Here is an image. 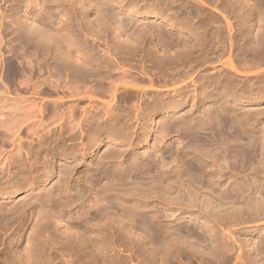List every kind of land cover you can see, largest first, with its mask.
Returning <instances> with one entry per match:
<instances>
[{
  "label": "rangeland",
  "instance_id": "rangeland-1",
  "mask_svg": "<svg viewBox=\"0 0 264 264\" xmlns=\"http://www.w3.org/2000/svg\"><path fill=\"white\" fill-rule=\"evenodd\" d=\"M252 1L253 13L238 0H0V264H264V0ZM58 45L75 63L60 65ZM145 228L162 232L151 246Z\"/></svg>",
  "mask_w": 264,
  "mask_h": 264
},
{
  "label": "bare ground",
  "instance_id": "bare-ground-1",
  "mask_svg": "<svg viewBox=\"0 0 264 264\" xmlns=\"http://www.w3.org/2000/svg\"><path fill=\"white\" fill-rule=\"evenodd\" d=\"M14 1H15V0H14ZM53 1H54V0H53ZM74 1H75V0H74ZM231 1H232V0H231ZM235 1H236V0H235ZM258 1H259V0H258ZM262 1H263V0H262ZM89 2H90V1H89ZM238 2H239V3H238V7H237V9H239V8L244 9V8H242V6H244V5H246V7L248 6V10H249V12H251V13H253V12L257 9L256 6H255V3H253L252 0H238ZM60 3H61V2H60ZM67 3H68V2H67ZM95 3H96V2H95ZM229 3H230V2H229ZM231 3H233V2H231ZM263 3H264V2H263ZM26 4H27V3H26ZM158 4H159V3H158ZM234 4H235V3H234ZM256 4H257V2H256ZM228 5H229V4H228ZM231 5H232V4H231ZM236 5H237V2H236ZM85 6H86V5H85ZM167 6H168V5H167ZM172 6H173V5H172ZM232 6H233V7H236V6H234V5H232ZM107 7H108V6H107ZM163 7H164V6H163ZM169 7H171V6H169ZM244 7H245V6H244ZM177 8H178V7H177ZM229 8H230V7H229ZM13 9H14V8H13ZM35 9H36V8H35ZM167 9H168V8H167ZM175 9H176V8H175ZM202 9H203V8H202ZM235 9H236V8H235ZM237 9H236V10H237ZM258 9H259V8H258ZM262 9H263V8H262ZM106 10H107V9H106ZM207 10H208V9H207ZM245 10H247V9H245ZM263 10H264V9H263ZM42 11H43V10H42ZM168 11H169V10H168ZM174 11L176 12V10H174ZM178 11H179V10H178ZM178 11H177L176 13H178ZM194 11H195V10H194ZM257 11H258V10H257ZM261 11H262V10H261ZM121 12H122V11H121ZM131 12H132V11H131ZM182 12H184V11L181 10V13H182ZM187 12H188V11H187ZM235 12H236V11H235ZM239 12H240V11H239ZM245 12H246V11H245ZM245 12H243V13H245ZM259 12H260V11H259ZM112 13H113V12H112ZM114 13H115V12H114ZM169 13H170V12H169ZM169 13H168V14H169ZM173 13H174V12H173ZM185 13H186V12H184V14H185ZM123 14H124V13H123ZM174 14H175V13H174ZM182 14H183V13H182ZM184 14H183V15H184ZM187 14H188V13H186V15H187ZM190 14H191V13H189V15H190ZM236 14H237V13H236ZM262 14H264V13H262ZM28 15H29V14H28ZM125 15H126V14H125ZM128 15H129V13H128ZM177 15H178V14H177ZM183 15H180V16H183ZM217 15H218V14H217ZM256 15H257V14H256ZM22 16H23V15H22ZM30 16H31V15H30ZM118 16H119V14H118ZM118 16L115 15V17H117V22L115 21V23H116L117 26H121V25H122V24H121V23H122V19L124 20V16L122 15L123 18H122L121 20H118V19H120ZM147 16H148V15H147ZM152 16H153V15H152ZM187 16H188V15H187ZM206 16H207V15H206ZM260 16H263V15L260 14ZM260 16H258V17H260ZM32 17H33V15H32ZM32 17H30V18L32 19ZM36 17H37V16H36ZM108 17H109V15H108ZM110 17H111V16H110ZM110 17H109V18H110ZM113 17H114V16H113ZM128 17H129V16H128ZM175 17H176V16H175ZM183 17L186 18V16H183ZM189 17L191 18V16H189ZM196 17H197V16H196ZM214 17H215V16H214ZM239 17H240V16H239ZM248 17H249V16H248ZM67 18H68V17H67ZM126 18H127V17H126ZM218 18H219V17H218ZM236 18H237V17H236ZM254 18H255V17H254ZM262 18L264 19V17H262ZM22 19H23V18H22ZM31 19H29V20H31ZM46 19H47V18H46ZM187 19H188V17H187ZM187 19L184 20V23H185V21H187ZM256 19H257V18H256ZM263 19H262V20H263ZM0 20H1V19H0ZM14 20H15V19H14ZM23 20H24V19H23ZM25 20H26V19H25ZM27 20H28V19H27ZM27 20H26V21H27ZM125 20H127V19H125ZM125 20H124V25H125ZM188 20H189V19H188ZM190 20H191V19H190ZM228 20H229V19H228ZM260 20H261V19H260ZM127 21H129V19H128ZM159 21H160V20H159ZM263 21H264V20H263ZM20 22L22 23V21H20ZM62 22H63V21H62ZM82 22H83V21H82ZM101 22H102V21H101ZM107 22H108V21H107ZM112 22L114 23V21H112ZM132 22H133V21H132ZM150 22H151V20H150ZM167 22H169V21H167ZM207 22H208V21H207ZM244 22H245V21H244ZM255 22H256V20H255ZM261 22H262V21H261ZM1 23H2V22H1ZM1 23H0V24H1ZM17 23H19V22L17 21ZM17 23H16V24H17ZM21 23H20V26H21ZM25 23H26V22H25ZM25 23H22V24L24 25ZM35 23H36V22H35ZM35 23H34V20H33V21H30V22L28 21L27 26H24V27H29V26H31L32 28H33V26H35V27H37V28H38V27H41V24H40V26H36V25H38L39 23H38V24L36 23V25H35ZM113 23H112V26H113ZM145 23H146V22H145ZM147 23H148V22H147ZM165 23H166V22H165ZM186 23H187V22H186ZM188 23H189V22H188ZM188 23H187V24H188ZM250 23H251V22H250ZM92 24H93V23H92ZM94 24H95V23H94ZM127 24H131V23H127ZM133 24H134V23H133ZM133 24H132L131 26H133ZM143 24H144V23H143ZM159 24H160V23H159ZM227 24H228V23H227ZM229 24H230V23H229ZM242 24H243V23H242ZM254 24H255V23H254ZM257 24H258V23H257ZM257 24H256V25H257ZM141 25H142V24H141ZM145 25H146V24H145ZM150 25H151V24H150ZM150 25H149V26H150ZM160 25H161V24H160ZM168 25H173V23L170 22V23H168ZM168 25H167V26H168ZM181 25H182V24H181ZM200 25H201V24H200ZM200 25H199V26H200ZM263 25H264V24H263ZM117 26H116V28L118 29L119 27H117ZM126 26H127V25H126ZM129 26H130V25H129ZM131 26H130V27H131ZM134 26L136 27L137 25H134ZM155 26H156V25H155ZM4 27H5V26H4ZM4 27H3V29L5 30L6 28H4ZM18 27H19V26H18ZM31 27H30V28H31ZM44 27H45V26H44ZM44 27H43V25H42V28H44ZM150 27H151V26H150ZM161 27H162V26H161ZM177 27H178V26H177ZM261 27H262V25H261ZM37 28H34V29L36 30ZM42 28H41V29H42ZM122 28H123V27H122ZM122 28H121V29H122ZM132 28H133V27H132ZM162 28H163V27H162ZM259 28H260V27H259ZM24 29H25V28H24ZM27 29H28V30H27ZM27 29H25L24 31H25L26 33H29V32H27V31H29V28H27ZM41 29H39V30H41ZM45 29H46V28H45ZM47 29H48V28H47ZM130 29H131V28H130ZM260 29H261V28H260ZM7 30H8V29H7ZM10 30H11V29H10ZM18 30H19V29H18ZM21 30H23V29H22V26H21ZM26 30H27V31H26ZM31 30H32V29H30V31H31ZM89 30H90V29H89ZM91 30H92V29H91ZM119 30H120V29H119ZM122 30H123V29H122ZM122 30H121V31H122ZM24 31H22V32H24ZM42 31H43V30H42ZM47 31H49V30H47ZM50 31H51V30H50ZM136 31H137V30H136ZM197 31H198V30H197ZM8 32H10V31L8 30ZM20 32H21V31H20ZM31 32H32V31H31ZM33 32H34V31H33ZM35 32H36V31H35ZM60 32H61V31H60ZM89 32H90V31H89ZM118 32H119V31H118ZM118 32H117V33H118ZM123 32H124V30H123ZM123 32L120 33V35L123 34ZM128 32H129V31H128ZM246 32H247V31H246ZM249 32H250V31H249ZM12 33H13V32H12ZM17 33H18V32H17ZM38 33H39V31H38ZM38 33H36V34H38ZM44 33H46V32H44ZM152 33H153V32H152ZM154 33H155V32H154ZM239 33H240V32H239ZM13 34H14V33H13ZM15 34H16V33H15ZM49 34H50V33H49ZM91 34H92V33H91ZM103 34H104V33H103ZM21 35L24 36L25 34H21ZM27 35H30V36H31V35H33V33H29V34H27ZM27 35H26V38H29ZM46 35H47V34H46ZM46 35L44 34L45 37H47ZM73 35H74V34H73ZM75 35H76V34H75ZM77 35H78V34H77ZM77 35H76V37H77ZM120 35H119V36H120ZM214 35H215V34H214ZM249 35H250V34L248 33V36H249ZM17 36H18V34H17ZM17 36H16V37H17ZM36 36H37V35H36ZM36 36H35V37H36ZM39 36H40V35H39ZM41 36H42V35H41ZM51 36H53V39H52V40H54V42H55V40H56V39H54L55 36H54V35H51ZM122 36H123V35H122ZM127 36H129V35L127 34ZM21 37H22V36H21ZM21 37L19 36V38H21ZM24 37H25V36H24ZM32 37H33V36H32ZM35 37H34V38H35ZM45 37H44V39L47 40V41L45 40V41H46L45 45H46V44L51 40V37L48 36V37L50 38L49 41H48L49 38L47 39V38H45ZM58 37H60V34H59ZM69 37H70V38L72 37V39H73V37L76 38L75 36H69ZM97 37H98V36H97ZM105 37H106V36H105ZM155 37H156V36H155ZM203 37H204V36H203ZM223 37H224V36H223ZM13 38H14V37H13ZM26 38H25V39H26ZM30 38H31V37H30ZM30 38H29V39H30ZM37 38H38V37H36V39H37ZM39 38H40V37H39ZM61 38H62V36H61ZM100 38H101V37H100ZM224 38H225V37H224ZM240 38H241V37H240ZM15 39H16V38H15ZM17 39H18V37H17ZM17 39H16V40H17ZM29 39H28V40H29ZM31 39H32V38H31ZM44 39H43V40H44ZM72 39H70V41H69L71 44H72V42L75 41V39H74V41H73ZM204 39H205V38H204ZM220 39H221V38H220ZM28 40H27V41H28ZM39 40H41V39H39ZM52 40L50 41L51 43L53 42ZM58 40H59V39H58ZM71 40H72V42H71ZM78 40H80L79 37H78ZM115 40H116V39H115ZM241 40H242V39H241ZM17 41H18V40H17ZM19 41H20V40H19ZM19 41H18V42H19ZM24 41H25V40H24ZM29 41H31V40H29ZM36 41H37V40H36ZM59 41H61V40H59ZM59 41H58L57 43H59ZM62 41L65 42V40H62ZM81 41L83 42V39L80 40L79 45H81V44H80ZM163 41H164V40H163ZM167 41H169V40H167ZM172 41H173V40H172ZM199 41H200V40H199ZM21 42H22V41H20V43H21ZM25 42H26V41H25ZM40 42H41V41H40ZM69 42H68V43H69ZM86 42H87V41H86ZM101 42H102V40H101ZM219 42H220V41H219ZM27 43H30V42H27ZM27 43H26V44H27ZM36 43H37V44H36ZM36 43H34L33 45H31L32 47H34V45H36V46L34 47V49L38 46V42H36ZM57 43H55L54 45H56ZM60 43H61V42H60ZM70 43H69V44H70ZM74 43H75V42H74ZM74 43H73V44H74ZM77 43H78V41H77ZM83 43H85V41H84ZM130 43H131V42H130ZM152 43H153V42H152ZM156 43H158V42H156ZM199 43H200V42H199ZM221 43H222V42H221ZM39 44H40V43H39ZM43 44H44V42H43ZM43 44H42V45L40 44V45H41V46H40L41 48L44 47ZM49 44H50V43H49ZM61 44H62V43H61ZM73 44H72V46H73ZM192 44H193V43H192ZM20 45H21V44H20ZM54 45H53V47H54ZM59 45H60V44H59ZM59 45H58L57 48L55 49V53H56V52L58 53L57 56L59 57V59H61V64H60V65H62V59H64V61L66 62V61L69 60L68 58H71V55H70V57H69V54H70V53L68 54V52H69L71 49H70V50H69V49L67 50V49L65 48L68 52H67V51H63V48H64V47H62V46L59 47ZM66 45H67V44H66ZM75 45L77 46L78 44H75ZM87 45H89V44H87ZM91 45H92V44H91ZM196 45H197V44H196ZM213 45H214V44H213ZM249 45H250V44H249ZM46 46H48V45H46ZM63 46H65V45H63ZM72 46H71V47H72ZM76 46H75V47H76ZM93 46H94V45H93ZM125 46H126V44H125ZM125 46H124V47H125ZM15 47H16V46H15ZM15 47H14V48H15ZM23 47H24V46H23ZM26 47H29V46L26 45ZM40 47L38 46V48H40ZM51 47H52V46H51ZM65 47H67V46H65ZM71 47L69 46V48H71ZM80 47H86V44H85L84 46L81 45ZM80 47L77 48V49H79V51H80V49H81ZM146 47H147V46H146ZM209 47H210V46H209ZM253 47H254V46H253ZM14 48H13V50H14ZM17 48H18V47H17ZM29 48H30V47H29ZM41 48H40L39 51L44 50L46 47L43 48V49H41ZM90 48H91V47H89L88 53H89V51H91ZM97 48H98V46H97ZM125 48H126V47H125ZM127 48H128V47H127ZM226 48H227V47H226ZM25 49H26V48H25ZM31 49H32V48H31ZM73 49H74V48H73ZM84 49H85V48H84ZM86 49H88V48L86 47ZM86 49H85V50H86ZM144 49H145V48H144ZM22 50H23V49H22ZM36 50H37V49H36ZM46 50H47V49H46ZM48 50H49V49H48ZM48 50H47V51H48ZM53 50H54V48H53ZM56 50H57V51H56ZM74 50H76V49H74ZM85 50H84V52H85ZM17 51H19V50L17 49ZM17 51H13V52H17ZM44 51H45V50H44ZM81 51H82V50H81ZM93 51H94V47H93ZM93 51H92V52H93ZM97 51H98V50H97ZM97 51H96V52H97ZM118 51H119V50H118ZM180 51H181V50H180ZM201 51H202V50H201ZM34 52H35V51H33V53H34ZM50 52H52V51L50 50ZM98 52H99V51H98ZM185 52H186V51H185ZM203 52H204V50H203ZM31 53H32V52H31ZM36 53H38V51L35 52L34 54H36ZM43 53H44V52H43ZM57 53H56V54H57ZM85 53H87V52H85ZM94 53H95V52H94ZM94 53L91 54V52H90V54H91L90 56L92 57V55H93ZM100 53H101V52H100ZM100 53H99V55H100ZM3 54H4V53H3ZM38 54H39V53H38ZM41 54H42V52H40V55H41ZM45 54L47 55L46 52H45ZM51 54H53V53H51ZM102 54H103V53H102ZM102 54H101V56H102ZM201 54H202V53H201ZM255 54H256V53H255ZM259 54H260V53H259ZM17 55H18V53H17ZM26 55H27V54H26ZM26 55H24V56H26ZM32 55H33V54H32ZM36 55H37V54H36ZM48 55H49V54H48ZM48 55H47V56H48ZM95 55H96V58H97V54H95ZM103 55H105V54H103ZM181 55H182V54H181ZM213 55H214V54H213ZM239 55H240V54H239ZM239 55H238V56H239ZM242 55H243V54H242ZM33 56H35V55H33ZM37 56H39V55H37ZM54 56H55V54H54ZM118 56H119V55H118ZM122 56H123V55H122ZM222 56H223V55H222ZM1 57H2V56H1ZM1 57H0V58H1ZM30 57H31V56H30ZM49 57H50V56H49ZM98 57H99V56H98ZM185 57H186V56H185ZM220 57H221V56H220ZM240 57H241V56H240ZM43 58L46 59V58L44 57V54H43ZM52 58H54V57H52ZM55 58H57V57H55ZM96 58H95V59H96ZM117 58H118V57H117ZM120 58H121V57H120ZM174 58H175V57H174ZM2 59H3V57H2ZM41 59H42V58H41ZM59 59H58V61H59ZM67 59H68V60H67ZM71 59H73V57H72ZM71 59H70V61H68L70 65L73 64V63H75L74 60H73L72 63H70V62L72 61ZM99 59H100V57H99ZM189 60H190V59H189ZM208 60H209V59H208ZM1 61H2V60H1ZM53 61H55V60H53ZM53 61H52V62H53ZM93 61H94V60H93ZM96 61H100V60H97V59H96ZM197 61H198V60H197ZM56 62H57V60H56ZM114 62H117V61L115 60ZM138 62H139V61H138ZM175 62H176V61H175ZM199 62H200V61H199ZM0 63H2V62H0ZM44 63H46V61H45ZM57 63H58V62H57ZM79 63H80V62H79ZM94 63H95V61H94ZM109 63H110V62H109ZM194 63H195V62H194ZM51 64H53V63H51ZM65 64H68V63H65ZM65 64H63V66H64ZM76 64L78 65V63H76ZM76 64H74V65H76ZM132 64H133V63H132ZM191 64H192V63H191ZM251 64H252V63H251ZM53 65H54V64H53ZM60 65H59V67H58V65L56 64V65L54 66L55 70H56V66H57L59 69L62 68ZM84 65H85V64H84ZM111 65H112V64H111ZM115 65H116V64H115ZM118 65H119V64H118ZM173 65H174V64H173ZM229 65H230V63H229ZM239 65H240V64H239ZM12 66H13V65H12ZM12 66H11V68H12ZM51 66H52V65H51ZM66 66H67V69H68L69 66H68V65H66ZM72 66H73V65H72ZM72 66H70V67H72ZM100 66H101V65H100ZM100 66H99V67H100ZM152 66H153V65H152ZM75 67H76V66H75ZM75 67H74V68H75ZM77 67H78V66H77ZM77 67H76V68H77ZM84 67H86V66H84ZM88 67H89V66H88ZM185 67H186V66H185ZM54 68H53V69H54ZM58 68H57V69H58ZM89 68H90V67H89ZM112 68H113V67H112ZM242 68H243V67H242ZM53 69L51 68V70L54 72ZM63 69H64V68H63ZM63 69H62V70H63ZM67 69L65 68L66 71H67ZM69 69H70V68H69ZM69 69H68V70H69ZM80 69H81V68H80ZM86 69H87V68H86ZM117 69H118V68H117ZM147 69H148V68H147ZM60 70H61V69H60ZM60 70H59V71H60ZM62 70H61V71H62ZM74 70H75V69H74ZM256 70H257V69H256ZM11 71H12V70H11ZM13 71H14V70H13ZM13 71H12V72H13ZM15 71H16V70H15ZM56 71H57V70H56ZM69 71H70V70H69ZM71 71H72V68H71ZM245 71H246V70H245ZM63 72H64V71H62V73H63ZM246 72H247V71H246ZM17 73H18V72H17ZM33 73H34V72H33ZM56 73H57V72H56ZM62 73H61V74H62ZM72 73H73V72H72ZM105 73H106V72H105ZM157 73H158V72H157ZM18 74H19V73H18ZM65 74H66V73H65ZM69 74H70V73H69ZM67 75H68V74H67ZM85 75H86V74H85ZM209 75H210V74H209ZM209 75H208V76H209ZM33 76H34V75H33ZM65 76H66V75H65ZM73 76H74V75H73ZM73 76H72V78H71V81H72V79H74ZM152 76H153V75H152ZM202 76H203V75H202ZM67 77L69 78V75H68ZM82 77H83V76H82ZM84 77H85V76H84ZM87 77H88V76H87ZM102 77H103V76H102ZM108 77H109V76H108ZM198 77H199V76H198ZM224 77H225V76H224ZM53 78H54V77H53ZM57 78H59V77H57ZM61 78H62V77H61ZM98 78H99V77H98ZM104 78H105V77H104ZM138 78H139V77H138ZM48 79H49V78H48ZM83 79H84V78H82V80H83ZM85 79H86V77H85ZM88 79H91V78L89 77ZM88 79H86V80H88ZM95 79H96V78H95ZM116 79H117V78H116ZM230 79H231V77H230ZM230 79H229V80H230ZM50 80H51V79H50ZM68 80H69V79H68ZM75 80H76V79H75ZM86 80H83V82L85 83ZM93 80H94V79H93ZM99 80H100V79H99ZM103 80H104V79H103ZM153 80H154V79H153ZM201 80H202V79H201ZM73 81H74V80H73ZM73 81H72V82H73ZM77 81H78V80H77ZM97 81H98V80H97ZM112 81H113V79H112ZM136 81H137V80H136ZM214 81H215V80H214ZM39 82H40V81H39ZM69 82H70V81H69ZM69 82H68V83H69ZM78 82H80V80H79ZM89 82H90V81H89ZM91 82H92V80H91ZM99 82H100V81H99ZM110 82H111V80H110ZM114 82H116V80H115ZM117 82H118V80H117ZM148 82H149V81H148ZM158 82H159V81H158ZM41 83H42V82H41ZM94 83H96V82L94 81ZM122 83H123V82H122ZM234 83H235V82H234ZM42 84H43V83H42ZM77 84H78V83H77ZM82 84H83V83H82ZM91 84H92V83H91ZM247 84H248V83H247ZM154 85H155V84H154ZM41 86H42V85H41ZM82 86H84V85H82ZM87 86H88V85H87ZM90 86H91V85H90ZM115 86H116V83H115ZM43 87H45V86H43ZM43 87H42V88H43ZM63 87H64V86H63ZM88 87H89V86H88ZM92 87H93V86H92ZM99 87H101V86H99ZM139 87H140V86H139ZM28 88H29V86H28ZM42 88H41V89H42ZM84 88H86V87L84 86ZM94 88H96V87H94ZM126 88H127V87H126ZM153 88H154V87H153ZM244 88H245V87H244ZM91 89H92V88H91ZM144 89H145V88H144ZM174 89H175V88H174ZM190 89H191V88H190ZM84 90H85V89H84ZM87 90H88V89H87ZM95 90H96V89H95ZM127 90H128V89H127ZM108 91H109V90H108ZM118 91H119V90H118ZM120 91H121V90H120ZM173 91H174V90H173ZM214 92H215V91H214ZM121 93H122V92H121ZM125 93H126V92H125ZM211 93H213V92H211ZM109 94H110V93H109ZM208 94H209V93H208ZM249 94H250V93H249ZM205 95H206V94H205ZM61 96H62V95H61ZM64 96H65V95H64ZM100 96H101V95H100ZM210 96H211V95H210ZM25 97H26V96H25ZM82 97H83V96H82ZM82 97H81V99H82ZM104 97H105V96H104ZM160 97H161V96H160ZM214 97H215V96H214ZM128 98H129V97H128ZM58 99H59V98H58ZM50 100H51V99H50ZM141 100H142V98H141ZM57 101H58V100H57ZM0 102H1V101H0ZM2 102H3V101H2ZM59 102H60V101H59ZM1 104H2V103H1ZM3 104H4V103H3ZM105 104H106V103H105ZM115 104H116V103H115ZM4 105H6V104H4ZM92 105H93V104H92ZM113 105H114V104H113ZM35 106H36V105H35ZM148 106H149V105H148ZM151 106H152V105H151ZM159 106H160V105H158V108H159ZM161 106H162V105H161ZM5 107H6V106H5ZM8 107H9V106H8ZM37 107H38V106H37ZM66 107H67V105H66ZM68 107H69V106H68ZM99 107H100V106H99ZM109 107H110V106H109ZM253 107H254V106H253ZM263 107H264V106H263ZM140 108H141V107H140ZM149 108H150V107H149ZM153 108H156V106L153 107ZM153 108H151V109L153 110ZM2 109H3V108H2ZM2 109H1V110H2ZM4 109H6V108H4ZM42 109H43V108H42ZM50 109H51V108H50ZM59 109H60V108H59ZM211 109H212V108H211ZM251 109H252V108H251ZM6 110H7V109H6ZM48 110H49V109H48ZM57 110H58V109H57ZM89 110H90V109H89ZM207 110H210V109H207ZM149 111H150V109H149ZM242 111H243V110H242ZM255 111H256V110H255ZM263 111H264V110H263ZM37 112H38V111H37ZM54 112H55V111H54ZM211 112H212V111H211ZM252 112H253V111H252ZM50 113H51V112H50ZM56 113H57V112H56ZM59 113H60V112H59ZM86 113H87V112H86ZM144 113H145V112H144ZM208 113H209V112H208ZM250 113H251V112H250ZM35 114H36V113H35ZM206 114H207V113H206ZM213 114H214V113H212L211 115H213ZM216 114H217V113H216ZM257 114H258V113H257ZM10 115H11V114H10ZM29 115H30V114H29ZM209 115H210V114H208V118H209ZM211 115H210V116H211ZM4 116H5V115H4ZM30 116H31V115H30ZM131 116H132V115H131ZM213 116H214V115H213ZM213 116H212V117H213ZM231 116H232V115H231ZM1 117H2V116H1V114H0V118H1ZM18 117H19V116H18ZM212 117H211V118H212ZM223 117H224V116H223ZM16 118H17V117H16ZM83 118H84V117H83ZM97 118H98V117H97ZM110 118H111V117H110ZM14 119H15V118H14ZM17 119H18V118H17ZM76 119H77V118H76ZM221 119H222V118H221ZM10 120H12V119H10ZM33 120H34V119H33ZM99 120H100V119H99ZM18 121H19V120H18ZM20 121H21V120H20ZM120 121H121V120H120ZM8 122H9V121H8ZM11 122H12V121H11ZM13 122H14V123H15V122L17 123V121H15V120H14ZM13 122H12V123H13ZM18 123H19V122H18ZM53 123H54V122H53ZM99 123H101V122H99ZM107 123H108V122H107ZM110 124H111V123H110ZM11 125H12V124H11ZM13 125H14V124H13ZM20 125H21V124H20ZM112 125H113V124H112ZM9 126H10V125H9ZM14 126H16V125H14ZM40 126H41V125H40ZM89 126H90V125H89ZM102 126H104V125H102ZM166 126H167V125H166ZM12 127H13V126H12ZM96 127H98V126H96ZM221 127H222V126H221ZM221 127H220V128H221ZM49 128H50V127H49ZM94 128H95V127H94ZM105 128H106V127H105ZM116 128H117V127H116ZM116 128H115V127H111V128H109V129H108V128H107V129H108V130H111L110 132L113 131V132H114V133L112 132L113 134H116L117 131L120 132V130H119L118 128H117V129H118V130H117ZM127 128H128V127H127ZM223 128H224V126H223ZM10 129H11V127H10ZM95 129H96V128H95ZM95 129H94V130H95ZM166 129H167V128H166ZM168 129H169V128H168ZM91 130H92V129H91ZM96 130H97V129H96ZM96 130H95V131H96ZM214 130H215V129H214ZM55 131H56V130H55ZM74 131H75V130H74ZM87 131H88V130H87ZM95 131H94V132H95ZM97 131L102 132V129L98 127V130H97ZM105 131H106V130H105ZM121 131H122V130H121ZM219 131H220V130H219ZM219 131H218V132H219ZM89 132L91 133V131H89ZM221 132H222V131H221ZM224 132H225V131H224ZM238 132H239V131H238ZM238 132H237V133H238ZM47 133H48V132H47ZM206 133H207V132H206ZM219 133H220V132H219ZM24 134H25V133H24ZM45 134H46V133H45ZM84 134H85V133H84ZM92 134H93V132H92ZM95 134H97V132H96ZM0 135H1V134H0ZM116 135H117V134H116ZM124 135H125V134H124ZM142 135H143V134H142ZM158 135H159V134H158ZM161 135H162V134H161ZM192 135H193V134H192ZM220 135H222V134H220ZM226 135H227V134H226ZM238 135H239V134H238ZM90 136H91V135H90ZM93 136H94V135H93ZM93 136H92V137H93ZM103 136H104V135H103ZM211 136H212V135H211ZM13 137H14V136H13ZM17 137H18V136H17ZM88 137H89V136H88ZM92 137H91V138H92ZM161 137H162V136H161ZM58 138H59V137H58ZM96 138H97V137H96ZM124 138H125V137H124ZM206 138H207V136H206ZM218 138H219V137H218ZM230 138H231V137H230ZM23 139H24V138H23ZM93 139H94V138H92V140H93ZM119 139H120V138H119ZM58 140H59V139H58ZM92 140H91V141H92ZM98 140H99V139H98ZM117 140H118V139H117ZM47 141H48V140H47ZM80 141H81V140H80ZM125 141H127V140H125ZM157 141H158V140H157ZM208 141H209V140H208ZM231 141H232V140H231ZM32 142H33V141H32ZM160 142H161V141H160ZM243 142H245V141H243ZM10 143H11V142H10ZM56 143H57V142H56ZM59 143H60V142H59ZM99 143H100V140H99V141H96V142H95V145L97 146ZM51 144H52V143H51ZM57 144H58V143H57ZM89 144H90V143H89ZM155 144H156V143H155ZM155 144H154V145H155ZM158 144H159V143H158ZM158 144H156L157 147H159ZM178 144H179V143H178ZM208 144H209V143H208ZM249 144H250V143H249ZM249 144H248V145H249ZM58 145H59V144H58ZM160 145H161V144H160ZM81 146H83V145H81ZM96 146H95V147H96ZM176 146H177V145H176ZM180 146H181V145H180ZM187 146H188V145H187ZM250 146H251V145H250ZM56 147H57V145H56ZM87 147H88V145H87ZM10 148H11V147H10ZM29 148H30V147H29ZM57 148H58V147H57ZM121 148H122V147H121ZM197 148H198V147H197ZM53 149H54V147H53ZM171 149H172V148H171ZM58 150H59V149H58ZM122 150H123V149H122ZM158 150H159V149H158ZM241 150H242V149H241ZM105 151H106V150H105ZM161 151H162V150H161ZM206 151H207V150H206ZM199 152H200V151H199ZM210 152H211V151H210ZM212 152H213V151H212ZM228 152H229V151H228ZM81 153H82V152H81ZM169 153H170V152H169ZM141 154H142V153H141ZM201 154H202V153H201ZM162 155H163V154H162ZM178 155H179V154H178ZM238 155H239V154H238ZM102 156H103V155H102ZM164 157H165V156H164ZM165 158H166V157H165ZM184 158H185V157H184ZM219 158H220V156H219ZM261 158H262V157H261ZM211 161H212V160H211ZM133 162H134V161H133ZM171 162H172V161H171ZM164 163H165V162H164ZM156 164H157V163H156ZM170 164H171V163H170ZM170 164H169V165H170ZM256 165H257V164H256ZM75 166H76V165H75ZM171 166H172V165H171ZM187 166H188V165H187ZM193 166H194V165H193ZM200 166H201V165H200ZM217 166H218V165H217ZM244 166H245V165H244ZM149 167H150V166H149ZM154 167H155V166H154ZM177 167H178V166H177ZM66 168H67V167H66ZM165 168H166V167H165ZM182 168H184V167H182ZM217 168H218V167H217ZM145 169H146V168H145ZM176 169H177V168H176ZM187 169H188V168H187ZM99 171H100V170H99ZM167 171H168V170H167ZM167 171H166V172H167ZM105 172H106V171H105ZM151 172H152V171H151ZM160 172H161V171H160ZM193 172H194V171H193ZM70 173H71V172H70ZM108 173H109V172H108ZM162 173H163V172H162ZM133 174H134V173H133ZM135 174H136V173H135ZM137 174H138V173H137ZM151 174H152V173H151ZM183 174H184V173H183ZM31 175H32V174H31ZM107 175H108V174H107ZM228 175H229V174H228ZM234 175H235V174H234ZM127 176H128V175H127ZM63 177H64V176H63ZM96 177H97V176H96ZM172 177H173V176H172ZM192 177H193V176H192ZM240 177H241V176H240ZM145 178H146V177H145ZM162 179H163V178H162ZM149 180H150V178H149ZM156 180H157V179H156ZM196 180H197V179H196ZM239 180H240V179H239ZM130 181H132V180H130ZM143 181H144V180H143ZM192 181H193V180H192ZM247 181H248V180H247ZM136 182H137V181H136ZM86 183H87V182H86ZM101 183H102V182H101ZM106 183H107V182H106ZM130 183H131V182H130ZM155 183H156V182H155ZM107 184H108V183H107ZM136 184H137V183H136ZM146 184H147V183H146ZM127 185H128V184H127ZM132 185H133V183H132ZM157 185H158V184H157ZM57 186H58V185H57ZM106 186H107V185L105 184V187H106ZM117 186H118V185H117ZM144 186H145V185H144ZM169 186H170V185H169ZM200 186H201V185H200ZM99 187H100V186H99ZM126 187H127V186H126ZM165 188H166V187H165ZM210 188H211V187H210ZM107 189H108V188H107ZM206 189H207V188H206ZM67 190H68V189H67ZM75 190H76V189H75ZM152 190H153V189H152ZM152 190H151V191H152ZM99 191H100V190H99ZM101 191H102V190H101ZM101 191H100V192H101ZM126 191H127V190H126ZM134 191H135V190H134ZM136 191H137V190H136ZM145 191H146V190H145ZM166 191H167V190H166ZM247 191H248V190H247ZM74 192H75V191H74ZM139 192H140V191H139ZM205 192H206V191H205ZM132 193H133V192H132ZM132 193H131V194H132ZM185 193H186V192H185ZM144 194H145V193H144ZM176 194H177V193H176ZM128 195H129V194H128ZM140 195H141V194H140ZM145 196H146V195H145ZM50 197H51V196H50ZM177 197H178V196H177ZM220 197H221V196H220ZM199 198H200V197H199ZM172 199H173V198H172ZM201 199H203V197H202ZM207 200H208V199H207ZM99 201H100V200H99ZM164 201H165V200H164ZM170 201H171V200H170ZM84 202H85V201H84ZM175 202H176V201H175ZM40 203H41V202H40ZM105 203H106V202H105ZM202 203H204V202H202ZM216 203H217V202H216ZM109 204H110V203H109ZM217 204H218V203H217ZM231 204H232V203H231ZM102 205H103V204H102ZM206 205H207V204H206ZM105 206H106V205H105ZM82 207H83V206H82ZM86 207H87V205H86ZM88 207H89V206H88ZM91 207H92V206H91ZM93 207H95V206H93ZM194 207H195V206H194ZM242 207H243V206H242ZM103 208H104V207H103ZM109 208H110V207H109ZM218 208H219V207H218ZM94 209H95V208H94ZM55 210H56V209H55ZM81 210H82V209H81ZM214 210H215V209H214ZM18 211H19V210H18ZM58 211H59V210H58ZM62 211H63V210H62ZM62 211H59V212L61 213ZM44 212H45V211H44ZM59 212H56V214L59 213ZM79 212H80V211H79ZM204 212H205V211H204ZM11 214H12V213H11ZM54 214H55V213H54ZM83 214H84V213H83ZM112 214H113V213H112ZM123 214L125 215V213H123ZM133 214H134V213H133ZM222 214H223V213H222ZM226 214H227V213H226ZM48 215H49V214H48ZM121 215H122V214H121ZM217 215H218V214H217ZM58 216H60V214H59ZM109 216H110V214H109ZM224 216H225V215H224ZM55 217H56V216H55ZM77 217H78V216H77ZM94 217H95V216H94ZM121 217H122V216H121ZM124 217H125V216H124ZM129 217H130V216H129ZM245 217H246V216H245ZM10 218H11V216H10ZM37 218H38V217H37ZM125 218H126V217H125ZM125 218H124V219H125ZM130 218L133 219L134 217H133V218L130 217ZM59 219H60V218H59ZM73 219H74V218H73ZM112 219H113V218H112ZM136 219H137V218H136ZM217 219H218V218H217ZM62 220H63V219H62ZM127 220H129V219H126V221H127ZM140 220H141V219H140ZM143 220H144L143 224L145 223L144 225H147L146 222H145V219H143ZM90 221H91V220H90ZM121 221H122V220H121ZM126 221H125L124 223H127ZM130 221H132V220H130ZM133 221H134V220H133ZM133 221H132V222H133ZM147 221H148L149 224H150V221H151V220H150V221L147 220ZM58 222H59V221H58ZM93 222H94V221H93ZM122 222H123V221H122ZM136 222H138V219H137V221L135 220V224H136ZM141 222H142V221H141ZM148 222H147V223H148ZM177 222H178V221H177ZM59 223H60V222H59ZM65 223H67V222H65ZM81 223H82V222H81ZM85 223H86V222H85ZM133 223H134V222H133ZM133 223H131V224L129 223V224H130L131 226H132V225L135 226ZM61 224H62V223H61ZM61 224H60V225H61ZM90 224H91V223H90ZM120 224H121V223H120ZM143 224H142V225H143ZM151 224H152V223H151ZM67 225H68V224H67ZM79 225H80V224H79ZM121 225H122V224H121ZM123 225H124V224H123ZM130 225H129V226H130ZM136 225H137V224H136ZM140 225H141V224H140ZM140 225H137V226H139V227H137V228H140V230H141V228H142L143 226L141 225L142 227H140ZM55 226H56V225H55ZM64 226H65V225H64ZM99 226H100V225H99ZM124 226H125V225H124ZM124 226H123V227H124ZM131 226H130V227H131ZM150 226H151V225H150ZM150 226L148 225V228H149ZM6 227H7V226H6ZM75 227H77V226H75ZM144 227L147 228V226H144ZM144 227H143V228H144ZM154 227H155V226H154ZM156 227H158V226H156ZM190 227H191V226H190ZM43 228H44V227H43ZM66 228H67V227H66ZM133 228H134V227H133ZM133 228H130V229H133ZM146 228H145V230H144L145 232H146V230L148 229V228H147V229H146ZM151 228H152V226H151ZM158 228H159V227H158ZM62 229H63V228H62ZM153 229H154V228H153ZM156 229H157V228H156ZM189 229H190V228H189ZM37 230H38V229H37ZM140 230H139V229H138V230H137V229L135 230V228H134V232H136V231L139 232ZM176 230H177V229H176ZM76 231H77V230H76ZM83 231H84V230H83ZM105 231H106V230H105ZM80 232H81V231H80ZM85 232H87V231H85ZM125 232H126V231H125ZM141 232H142V231H141ZM147 232H148V231H147ZM147 232H146L145 234H143L144 232L141 233V234H143V235H147L149 232H152V234L154 233L153 230H150L148 233H147ZM155 232H156V231H155ZM77 233H78V232H77ZM43 234H44V233H43ZM81 234L83 235V233H81ZM102 234H103V233H102ZM154 234H155L156 236H155V235H151V237H152V236L159 237L158 234H160V233H159V231H158L157 234H156V233H154ZM161 234H162V232H161ZM161 234H160V235H161ZM179 234H180V233H179ZM75 235H76V234H75ZM54 236H55V235H54ZM65 236H66V235H65ZM148 236H149V237H147V238L149 239V238H150V234H148ZM164 236H165V235H164ZM187 236H188V235H187ZM39 237H40V236H39ZM83 237H84V236H83ZM99 237H100V236H99ZM108 237H109V236H108ZM160 237H161V236H160ZM43 238H44V237H43ZM80 238H81V237H80ZM132 238H133V237H132ZM142 238H143V237H142ZM152 238H154V237H152ZM51 239H52V238H51ZM71 239H72V238H71ZM82 239H83V238H82ZM100 239H101V238H100ZM107 239H108V238H107ZM179 239H180V238H179ZM184 239H185V238H184ZM91 240H92V239H91ZM219 240H220V239H219ZM2 241H3V240H2ZM82 241H83V240H82ZM123 241H124V240H123ZM147 241H150V243H151V244L149 243L150 245L148 244L149 246H151L152 244H154V242H152V239H151V240L149 239V240H147ZM153 241H154V240H153ZM164 242H165V241H164ZM190 242H191V241H190ZM44 243H45V242H44ZM155 243H156V241H155ZM184 243H185V242H184ZM55 244H56V243H55ZM100 244H101V243H100ZM156 244H157V243H156ZM156 244L154 245V247H157V248H158V246H157ZM186 244H187V243H186ZM196 244H197V243H196ZM97 245H98V244H97ZM113 245H114V244H113ZM199 245H200V244H199ZM49 246H50V245H49ZM83 246H84V245H83ZM140 246H141V245H140ZM172 246H174V245H172ZM89 247H90V246H89ZM96 247H97V246H96ZM114 247H115V246H114ZM154 247L152 246L151 248H154ZM57 248H58V247H57ZM146 248H147V247H146ZM191 248H192V247H191ZM32 249H33V248H32ZM139 249H140V248H139ZM155 249H156V248H155ZM155 249H154V250H155ZM173 249H174V248H173ZM204 249H205V248H204ZM60 250H62V249H60ZM83 250H84V249H83ZM93 250H94V249H93ZM202 251H203V250H202ZM92 252H93V251H92ZM121 252H122V251H121ZM179 252H180V251H179ZM74 253H75V252H74ZM82 253H83V252H82ZM99 253H100V252H99ZM174 253H175V252H174ZM151 254H152V253H151ZM210 254H212V253H210ZM42 255H43V254H42ZM56 255H57V254H56ZM96 255H97V254H96ZM152 255H153V254H152ZM161 255H162V254H161ZM176 255H177V254H176ZM254 255H255V254H254ZM91 256H92V255H91ZM97 256H98V255H97ZM159 256H160V255H159ZM217 256H218V255H217ZM252 256H253V255H252ZM3 257H4V256H3ZM75 257H76V256H75ZM102 257H103V256H102ZM151 257H152V256H151ZM116 258H117V257H116ZM217 258H218V257H217ZM77 259H78V258H77ZM85 259H86V258H85ZM122 259H123V258H122ZM153 259H154V258H153ZM182 259H183V258H182ZM261 259H262V258H261ZM9 260H10V259H9ZM93 260H94V259H93ZM99 260H100V259H99ZM189 260H191V259H189ZM206 260H207V259H206ZM229 260H230V259H229ZM253 260H254V259H253ZM208 261H209V260H208ZM208 261H207V262H208ZM200 262H201V261H200ZM240 262H241V261H240ZM80 263H81V262H80ZM99 263H100V262H99ZM159 263H160V262H159ZM15 264H16V263H15ZM73 264H74V263H73ZM123 264H124V263H123Z\"/></svg>",
  "mask_w": 264,
  "mask_h": 264
}]
</instances>
